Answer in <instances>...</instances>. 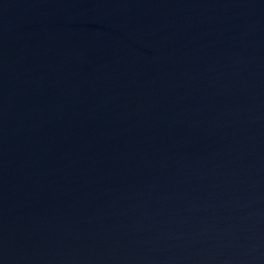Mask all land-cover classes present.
<instances>
[{"label":"water","instance_id":"1","mask_svg":"<svg viewBox=\"0 0 264 264\" xmlns=\"http://www.w3.org/2000/svg\"><path fill=\"white\" fill-rule=\"evenodd\" d=\"M0 264H264V0H0Z\"/></svg>","mask_w":264,"mask_h":264}]
</instances>
